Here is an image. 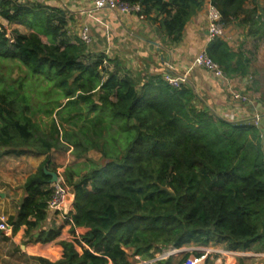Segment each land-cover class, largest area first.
<instances>
[{"label": "trees", "instance_id": "16d2710c", "mask_svg": "<svg viewBox=\"0 0 264 264\" xmlns=\"http://www.w3.org/2000/svg\"><path fill=\"white\" fill-rule=\"evenodd\" d=\"M126 1L138 3L137 14L159 21L168 40L177 43L204 0ZM246 1L210 3L224 25L239 17L256 25ZM159 14L164 16L158 20ZM0 17L30 29L9 31L0 21V62L15 60L26 73L0 87V147L20 155L61 149V139L71 145L73 160L63 172L74 195L68 214L74 226L87 228L80 237L60 241L59 259L39 256L38 263L130 264L127 255L151 259L168 245L264 247V150L256 120H230L187 83L172 87L157 74L141 82L117 57L89 54L80 39L66 38L64 16L52 8L0 0ZM206 50L228 76L248 74V59L221 38L211 39ZM104 59L113 65L105 77ZM38 80L45 84L31 96L25 87ZM39 105L49 106L43 109L50 117L44 130L31 118ZM47 162L48 157L27 177L17 213L9 218L14 227L26 225L27 233L47 215ZM58 236L59 230L49 229L35 241ZM46 249L41 254L59 255L56 246ZM200 254L185 252L176 264H190Z\"/></svg>", "mask_w": 264, "mask_h": 264}, {"label": "crops", "instance_id": "0c3cea01", "mask_svg": "<svg viewBox=\"0 0 264 264\" xmlns=\"http://www.w3.org/2000/svg\"><path fill=\"white\" fill-rule=\"evenodd\" d=\"M23 2L38 3L41 6L52 8L64 16L65 24L62 31L70 42L79 39L81 26H88L90 41L84 44L86 51L104 52L107 56L117 57L124 65V69L133 75H140L143 81L144 76L169 73L178 76L186 73L188 77L187 84L191 85L199 98L205 99L208 106L213 108L219 115L233 120L247 121L255 120V113L260 108L259 103L250 101V78L246 76H229L230 82L225 88L221 82L214 78L206 69L194 64L193 60L198 51L206 48L211 40L207 30V9L211 4L210 0H204L201 7L185 23L182 30L181 39L177 43H171L159 25V21H149L139 18L137 13L127 14L118 13L109 8L93 10L88 2L79 0H22ZM261 0L246 1V8L255 10L261 20L264 21V5ZM29 3V4H32ZM218 9V8H217ZM151 16H156L154 10ZM163 14L157 16L158 20L163 18ZM241 18V17H239ZM3 21H5L3 19ZM6 22V21H5ZM234 19L224 27V36L220 37L235 52L238 48L233 46L232 34L236 29L245 33L248 26ZM252 29V22L250 21ZM25 32H29L30 29ZM256 30V29H255ZM71 32L75 33L77 38L72 37ZM252 32V31H251ZM255 32V31H254ZM254 32H252L254 34ZM251 33V35H252ZM71 35V37L68 36ZM240 46V45H239ZM238 46V47H239ZM242 53V52H240ZM110 54V55H109ZM243 54V53H242ZM245 58V56H244ZM231 91H238L249 96V101L241 102L231 98ZM61 149H54L46 154L24 153L20 155L12 153H3L0 155V217L9 218L15 216L18 205L24 197V183L27 177L34 173L38 166L48 157V162L44 168L60 172L64 170L71 159L70 150L66 151V161L60 163L62 157ZM55 167V169H53ZM49 229L59 230V236L46 243L35 241V238L41 231ZM87 231V228L76 227L67 219L59 214L50 213L46 215L44 221L31 229L28 233L26 225H18L12 228L9 235L0 231V245L3 243L11 245V259L17 264H40L36 257L46 256L41 254L42 249L47 247H58L60 249L59 259L62 254L61 240H70L73 237H80ZM37 247V248H35ZM183 247L195 248L197 252L203 253L200 261L202 264H262L264 258L258 257V254L264 251V247L258 248L257 244H251L245 249L250 252V256L228 255L220 258L219 250L229 249L225 242L210 243L203 245H184ZM203 247H210L213 252L206 254L201 250ZM239 250V249H237ZM38 255V256H37ZM183 253L170 258V264L176 262L182 257ZM6 255L0 250V264ZM35 260L37 263H32ZM221 260V262H219ZM107 264H112L110 261Z\"/></svg>", "mask_w": 264, "mask_h": 264}, {"label": "built area", "instance_id": "2783aa9c", "mask_svg": "<svg viewBox=\"0 0 264 264\" xmlns=\"http://www.w3.org/2000/svg\"><path fill=\"white\" fill-rule=\"evenodd\" d=\"M18 2H23L22 0H17ZM82 2H88L91 5L93 10L109 8L118 13L127 14V13H138L140 11V5L138 3H129L126 0H79ZM207 30L208 36L210 39L216 37L224 36V27L225 25L222 23L221 14L216 6L210 4L207 9ZM139 18H143V15H138ZM88 26L83 24L81 26V30L79 33V39L87 44L90 41V35L88 33ZM106 55V53H105ZM194 64L206 69L208 72L212 74V76L218 79L221 84L227 88L230 82L229 76L224 72L223 68L219 63L213 60L209 54L207 53L206 48H202L195 55ZM102 67L104 68L101 73L104 74L105 70H110V66L108 65L107 60L102 61ZM163 79L170 84L172 87H180L182 84L188 82L187 74L184 72L178 76H173L169 73L162 74ZM231 98L233 100H238L241 102L249 101V96L238 91H231ZM256 120V119H255ZM58 173V178L56 181L50 183L52 192L51 196L47 200L46 211L47 215L50 213L59 214L62 218L67 219L71 224L72 220L68 214L69 205L73 201V188L68 185L63 176ZM13 224L7 221L3 216L0 217V231H2L5 235H9L12 232ZM195 248H187V247H176L174 245H168L160 248L156 252H154V258L151 259H143L139 255H132L130 264H156L157 261L172 258L181 253L196 251ZM201 250L206 251L207 253H212L213 250L210 247H203ZM220 258H225L228 255H241V256H250V252H246L245 250H235V249H226L219 250ZM206 252H204L206 254ZM203 253L197 259H191L190 264H202L200 259L203 257ZM258 257L264 258V251L258 254ZM221 262V260H219ZM226 264V263H225ZM264 264V262L262 263Z\"/></svg>", "mask_w": 264, "mask_h": 264}, {"label": "rangeland", "instance_id": "374dc122", "mask_svg": "<svg viewBox=\"0 0 264 264\" xmlns=\"http://www.w3.org/2000/svg\"><path fill=\"white\" fill-rule=\"evenodd\" d=\"M261 1H262L261 4L264 5V0H261ZM25 3H32V2H25ZM257 16H259V14L257 13L253 15V20H257V24L252 26V29H250V31H249V28H251V26L249 25V23H245L246 24L245 26L249 27L248 31L245 33H241L238 31V29H236L234 33L232 34L231 41L233 43V46L238 48V51L242 52L245 58L248 59V70H249L248 74L250 78V101L260 103V108L258 109V112L255 113L256 117L254 119H256V126L259 129L260 141H261L262 148L264 150V24L261 23L263 21L261 20V17L257 18ZM0 21L4 22L3 24L5 26L7 25V23L3 21V18L1 17H0ZM6 27L9 29V31L16 29L19 32H25L24 31L25 26L21 24L11 23V24H8ZM26 30H28V28ZM251 31L252 32L255 31L254 34ZM71 35L72 37L76 36V34L73 32H71ZM71 35L68 34L69 37H71ZM41 38L44 42H47V38L45 36L41 35ZM93 54L95 55L96 53L93 52ZM108 57L109 56H107V58ZM112 57L113 56L110 55V58ZM122 66L124 67L123 64ZM112 68H113V65L111 64L110 69ZM24 70L25 68L23 66L18 65L15 60L5 59L1 61L0 62V78H1L0 87L7 85L8 83H12L11 78L17 79V78L25 76L26 73ZM33 82L35 83L33 86L25 87L26 91L28 92L31 91V96H33L34 94L33 90L38 89V87L39 89H42L41 87H43V85L45 84V80L43 81L38 80L37 82L36 81H33ZM42 95L43 94H41L38 98L39 102L42 101L41 100ZM36 100L37 99L34 98L32 102L35 103ZM46 107H49V106H40V107L33 106V109H32L34 113L31 114V118L33 121L37 123L40 130H44L48 128L50 117L43 113V109H45ZM37 108L42 109V110H37ZM230 120H233V119H230ZM39 134H40V131H37L36 135H39ZM60 146H62L61 150L63 151L61 152V154H62V157H64L60 163L63 164L66 161V151L67 149H69L70 155H71V159L69 161V164H70L73 160L74 148L71 145L67 144V142H65L62 139L60 140ZM5 150L6 148L0 147L1 152H5ZM90 155L94 157H98V154L92 151L90 152ZM53 169H55V167ZM62 169L58 171H60L59 173L63 176V172L65 169L64 170ZM84 171L85 169L82 168L81 172L83 173ZM0 250L1 252H4V254L6 255V257L2 261V264H17L16 262L13 261V259H11V256H9V254H11L10 244L3 243L2 245H0ZM41 252L49 253L47 252V249H42ZM57 256L51 257V256L46 255V256H41V257L49 259L50 261H55L58 259ZM131 256H132L131 254L127 255V258L129 261L132 259ZM32 263H37V262L33 260Z\"/></svg>", "mask_w": 264, "mask_h": 264}, {"label": "water", "instance_id": "95a60500", "mask_svg": "<svg viewBox=\"0 0 264 264\" xmlns=\"http://www.w3.org/2000/svg\"><path fill=\"white\" fill-rule=\"evenodd\" d=\"M259 105H260V103H259ZM44 172H45L46 174L50 175V179H49V182H50V183H52V182H54V181L57 180V178H58V173H57L56 171L48 170V169L44 168Z\"/></svg>", "mask_w": 264, "mask_h": 264}]
</instances>
